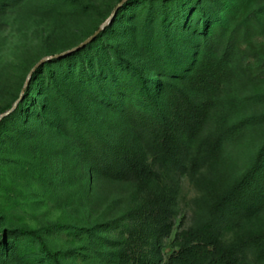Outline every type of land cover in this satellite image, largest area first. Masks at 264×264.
I'll list each match as a JSON object with an SVG mask.
<instances>
[{"label": "trees", "instance_id": "obj_1", "mask_svg": "<svg viewBox=\"0 0 264 264\" xmlns=\"http://www.w3.org/2000/svg\"><path fill=\"white\" fill-rule=\"evenodd\" d=\"M224 3L212 25L202 0H128L91 43L41 65L0 122L19 141L45 127L63 140L65 181L99 215L82 229L98 264H264V143L240 152L264 123L244 116L264 107V24L250 0ZM181 177L196 195L168 243ZM10 248L0 230V258Z\"/></svg>", "mask_w": 264, "mask_h": 264}, {"label": "rangeland", "instance_id": "obj_2", "mask_svg": "<svg viewBox=\"0 0 264 264\" xmlns=\"http://www.w3.org/2000/svg\"><path fill=\"white\" fill-rule=\"evenodd\" d=\"M202 1L214 12L212 25L224 17L226 0ZM119 2L0 0V113L18 103L40 61L78 48L98 27L109 22ZM250 2L264 24V0ZM141 5L148 6V2ZM260 40L264 43V38ZM262 112L264 107L252 106L244 116ZM14 125L9 123L6 134L0 135V230L11 243L0 264H50L36 238L25 233L31 230L40 232L52 251L64 252L63 264H98L86 256L92 252L85 248L88 238L82 229L95 225L99 215H89L83 208L78 185L73 188L65 181L72 156L60 153L63 140L45 127L37 131L35 138L19 141ZM251 132L240 151L245 161L264 143V123ZM179 184L177 218L168 243L183 225H188L191 200L196 195L185 177L179 179ZM165 253L170 254V249Z\"/></svg>", "mask_w": 264, "mask_h": 264}, {"label": "water", "instance_id": "obj_3", "mask_svg": "<svg viewBox=\"0 0 264 264\" xmlns=\"http://www.w3.org/2000/svg\"><path fill=\"white\" fill-rule=\"evenodd\" d=\"M128 0H123L122 1V3L117 7V9H116V11H115V13H114V15H113V17L109 20V22L108 23H106V24H104L91 38H89L87 41H85L82 45H80L78 48H76V49H74L72 52H76V51H78V50H80V49H82V48H84L86 45H88L89 43H91L93 40H95L96 39V37L101 33V32H103L104 31V29L112 22V20L114 19V17L116 16V14H117V12H118V10L123 6V4L125 3V2H127ZM72 52H67V53H64V54H62V55H58V56H55V57H48V58H45V59H43L35 68H34V70L32 71V73H31V75H30V77H29V79H28V82H27V84H26V88L28 87V85H29V83H30V80H31V77H32V74L41 66V65H43L45 62H47V61H49V60H52V59H54V58H59V57H64V56H67V55H69L70 53H72ZM24 93L25 92H23V94H22V97H21V99L18 101V103L23 99V96H24ZM18 103L13 107V109L10 111V112H8V113H6V114H4V115H2V116H0V122L3 120V118L4 117H6V116H8L10 113H12L14 110H15V108L17 107V105H18Z\"/></svg>", "mask_w": 264, "mask_h": 264}]
</instances>
